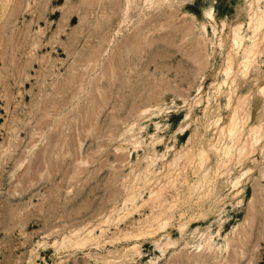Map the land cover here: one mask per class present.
I'll use <instances>...</instances> for the list:
<instances>
[{
	"label": "rangeland",
	"instance_id": "obj_1",
	"mask_svg": "<svg viewBox=\"0 0 264 264\" xmlns=\"http://www.w3.org/2000/svg\"><path fill=\"white\" fill-rule=\"evenodd\" d=\"M0 264H264V0H0Z\"/></svg>",
	"mask_w": 264,
	"mask_h": 264
},
{
	"label": "bare ground",
	"instance_id": "obj_2",
	"mask_svg": "<svg viewBox=\"0 0 264 264\" xmlns=\"http://www.w3.org/2000/svg\"><path fill=\"white\" fill-rule=\"evenodd\" d=\"M260 25H261V21L258 23V27H260Z\"/></svg>",
	"mask_w": 264,
	"mask_h": 264
}]
</instances>
